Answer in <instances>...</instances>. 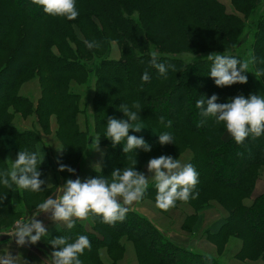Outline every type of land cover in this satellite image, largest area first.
I'll return each instance as SVG.
<instances>
[{"label": "trees", "instance_id": "1", "mask_svg": "<svg viewBox=\"0 0 264 264\" xmlns=\"http://www.w3.org/2000/svg\"><path fill=\"white\" fill-rule=\"evenodd\" d=\"M20 1L0 0V171L10 170L9 159L14 161L20 150L39 152L41 158L45 155L39 171L46 184L40 192L0 184V231L14 228L16 221L35 212L39 203L52 198L58 186L72 179V174L58 168L60 164L73 168L77 162L73 154L84 144L80 138L93 135L106 148L100 170L90 178L99 175L110 179L114 170L134 166V161L139 168L145 157L165 155L177 159L189 150L187 164L198 173L193 192L198 197H190L189 204L198 209L208 200H215L228 213L215 233L206 231L207 239L219 237L222 243L227 236L239 237L244 243L243 258L264 259V230L257 229L264 220V191L249 204L243 203L254 191L258 171L264 166V151L258 145L262 140L263 146L264 134L255 139L250 135L253 152L240 156L244 143L236 144L226 135L223 123L201 117L196 107L201 95L210 99L215 94L217 103H226L238 95H260L257 82L264 91V75L256 78L247 73L246 84L221 88L207 81L209 74H205L210 73L211 62L206 57L212 53L241 60L251 54L256 59L253 71L264 72V8L259 9L263 0H228L233 10L230 13L219 0H75L79 16L73 21L45 12L37 17ZM24 1L32 4L31 8L35 6L32 0ZM244 36L251 39L245 58L236 52ZM86 41L100 47L89 49ZM114 50L119 54L117 59L111 57ZM152 51L158 54L159 63L174 66L168 69L167 78L150 67ZM145 71L150 76L147 83L141 80ZM29 80H35L39 88L34 102L19 93L20 84ZM71 83L90 90L86 109L90 124L84 131L76 116L82 115L86 121V112L80 108L81 94L71 91ZM134 102L141 105L145 128L139 133L130 131L129 135L143 137L152 150L125 154L123 144L113 146L104 135L108 119H124L120 106ZM157 106L176 119L170 128L160 124V117L165 123L168 120ZM16 114L22 118L34 116L45 134L47 121L54 115L61 156L53 159L37 131L17 130L13 125ZM192 114L197 118L193 125L188 120ZM163 132L172 135L173 143L158 142ZM229 154L232 159L226 157ZM220 173L224 176H218ZM156 192L153 184L143 199H155ZM89 219L90 231L75 221L71 229L65 225L42 237L50 260L51 240L61 236L74 242L84 235L91 247L79 256L81 263L106 264L100 250L113 256L122 251L121 242L125 240L132 244L137 264H221L211 256L173 243L137 212L128 211L126 218L114 225L92 214Z\"/></svg>", "mask_w": 264, "mask_h": 264}, {"label": "clouds", "instance_id": "2", "mask_svg": "<svg viewBox=\"0 0 264 264\" xmlns=\"http://www.w3.org/2000/svg\"><path fill=\"white\" fill-rule=\"evenodd\" d=\"M32 3L42 7L46 14L53 17L73 21L79 16L75 0H32ZM85 43L89 49L100 47L96 42ZM150 55V67L167 78L168 69H174V66L159 63L155 51ZM206 59L211 62L209 76L217 87L246 84L247 73L254 74L256 78L264 75L262 71H253L252 66L256 59L251 54L241 60L225 53H212ZM141 80L143 83L149 82L148 71L143 73ZM217 101L218 96L215 94L210 99L201 96L196 101V107L201 110V117L205 119L212 117L217 124L223 123L236 144L242 145L250 135L255 139L264 134V95L250 94L247 98L238 95L226 103ZM119 109L124 119L109 118L104 136L113 146L123 144L122 150L125 154L135 152L137 149L150 152L152 148L143 137L129 135L130 131L139 133L145 128L140 117L142 108L139 102H134L131 106L122 104ZM160 124L166 128L172 126L170 120L165 123L164 117H160ZM158 138L161 145L173 143L172 135L168 132L159 134ZM94 144L95 149H98L99 138L94 140ZM9 161L10 170L0 171V184L9 189L15 187L18 190L33 192L43 190L46 180L41 179L39 167L44 161V155L41 158L39 152L25 149L17 153L14 161L11 159ZM136 163L137 161H134V166L124 167L123 170H114L110 179L99 175L83 181L80 178L67 179L62 187V195L58 199L49 197L37 205L33 218L27 222H17L13 232L16 244L21 247L26 244L35 245L48 233L43 222L35 219V216L42 212H51L52 221L63 223L68 229L74 227L76 220L87 219L89 214L102 217V222L108 225L122 222L126 218L129 206L143 199L150 180L154 182L157 190L156 206L162 211L175 207L177 201L187 202L190 197L192 199L198 197V193L193 195L198 184V173L191 164H182L179 159L161 155L147 162L150 176H146L136 170ZM96 168L100 169L99 165L95 166V170ZM58 171L75 174V169L63 164H60ZM50 245L54 249H59L51 252V264H81L79 256L85 249L91 247L89 239L84 235H80L74 242L60 236L51 240ZM15 259L10 254L0 255V264H15Z\"/></svg>", "mask_w": 264, "mask_h": 264}, {"label": "rangeland", "instance_id": "3", "mask_svg": "<svg viewBox=\"0 0 264 264\" xmlns=\"http://www.w3.org/2000/svg\"><path fill=\"white\" fill-rule=\"evenodd\" d=\"M221 3L225 5V8L228 13L233 12L228 0H219ZM21 6H25L30 9L37 17L41 16L44 12L42 7L34 6L31 8L32 4L29 2H25L24 0L20 1ZM264 8V0L262 5H260L259 9L262 10ZM238 45H240L236 52L241 55V57H246L248 51H250V43L251 39L244 36ZM111 57L117 59L119 54L116 50L112 51ZM210 74L209 72H205V74ZM207 81L211 84H215L214 80L206 75ZM260 95H264V91L259 82L256 83ZM19 93L22 96L27 97L29 100L31 99L33 102L39 96V88L35 80L27 81L20 84ZM89 86H92L90 84ZM70 89L73 93L81 94L80 99V108L82 111L85 109V118L86 121H83L82 115L76 116L78 119V123L80 125L81 130H85V128L90 124V118L88 116L87 108L88 102L90 101V90L84 89L83 86H78L74 83L70 84ZM202 96V95H201ZM157 110L166 115L167 120L171 122H175L176 119L171 117V115L163 110L161 106H157ZM84 113V111H83ZM190 123L196 124L197 118L195 119V115L192 114L191 118L188 119ZM13 125L19 131H28L35 130L38 132V137L46 148L49 149V153L53 154V159L56 160V157H60L61 152L57 150H61L62 146L60 145V139L56 136V132L58 129L56 117L53 115L47 121L48 132L43 133L40 126L36 124V119L34 116L29 115L26 118L20 117V115L16 114L13 118ZM228 136V133L226 134ZM102 138V136H100ZM97 139L95 136H82L80 140H82L83 147L80 151L73 154V160L76 162L73 166L75 169V174H72V179L80 178L81 181L90 178L91 175L97 171L99 168L95 166L99 165L101 168L104 156H105V146L100 144L99 147L95 149L94 140ZM105 139V138H102ZM263 139V138H262ZM262 141V140H261ZM258 143L260 150L264 151V143L262 146V142ZM251 139L246 138L244 142V149L239 150L242 153L243 157L248 156V153L253 149H250L252 146ZM257 145V143L255 144ZM241 146V145H239ZM250 149V150H249ZM249 150V151H248ZM235 150L236 153L239 152ZM231 154V153H230ZM227 155L228 159H232L231 156ZM191 156V152L189 150L183 151L177 159L181 161L182 164H187ZM45 157V155H44ZM43 158V157H42ZM156 158V157H152ZM45 159V158H44ZM151 158L145 157V162L141 164L139 168H136L137 171L144 173L146 176H150L147 170V162ZM75 166V167H74ZM238 170H241L240 165H237ZM11 168V166H10ZM218 176L223 177L224 173H220ZM52 180V176L50 177ZM153 181H149L148 188L153 185ZM264 191V166H262L258 171V177L254 185V191L252 194L244 201L243 203L249 204L252 200H254L259 194ZM62 193V190L60 194ZM129 211L137 212L141 216L147 218V220L162 232L166 237H168L173 243L177 244L183 248H189L194 253L208 255L215 259H217L221 264H264V259L262 256H259L255 259L243 258L241 253L243 251V242L239 237L227 236L224 241L221 243V238L211 237L207 239L206 231L210 233H215L219 226L224 222V219L227 217L228 213L222 208L219 202L215 200H208L203 204L201 208L194 209L193 206L189 204V202H177L176 206L167 211H161L156 206V199H149L145 197L141 201L134 203L129 206ZM32 213H30L31 215ZM34 214V213H33ZM37 220V217H35ZM77 223H83L86 229H90L92 222L89 217L85 220H76ZM51 226V225H50ZM259 231L264 230V220L260 223V226L257 227ZM49 233L48 229H46ZM90 231V230H89ZM43 243V242H42ZM122 251L116 253L115 255H106L104 250H100L101 259L107 264H137L136 255L134 254L132 244L123 240L122 242ZM219 245H222L221 249H218ZM59 250L54 249L51 246L52 251ZM115 256V257H114ZM81 261V260H80ZM81 264H91V263H81Z\"/></svg>", "mask_w": 264, "mask_h": 264}, {"label": "crops", "instance_id": "4", "mask_svg": "<svg viewBox=\"0 0 264 264\" xmlns=\"http://www.w3.org/2000/svg\"><path fill=\"white\" fill-rule=\"evenodd\" d=\"M47 184L49 185V179L47 181ZM62 187L63 186H58L56 188V190L54 191L52 195L53 199H58L59 196L62 195V193L60 194ZM33 213L31 215L29 214L23 218H20L18 221L27 222L28 220L33 218ZM35 217H37V220L43 222L45 228L48 229V231L50 230L54 231L56 229H59L65 226V224L63 223H59V222L54 223L51 219V212L49 213L42 212L38 216H35ZM18 221L14 223V228H11L9 230L0 231V255L10 254L13 258H16L15 264H51L50 258L45 254V248L42 245V241L38 242L35 245L26 244L25 246H22V247L16 244L13 232L15 230V227ZM90 229H91V226H90ZM90 229L85 228V230H88V231Z\"/></svg>", "mask_w": 264, "mask_h": 264}]
</instances>
